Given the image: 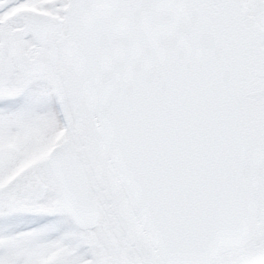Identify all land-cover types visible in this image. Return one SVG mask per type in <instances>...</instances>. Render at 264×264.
<instances>
[{
	"label": "snow or ice",
	"instance_id": "obj_1",
	"mask_svg": "<svg viewBox=\"0 0 264 264\" xmlns=\"http://www.w3.org/2000/svg\"><path fill=\"white\" fill-rule=\"evenodd\" d=\"M0 264H264V0H0Z\"/></svg>",
	"mask_w": 264,
	"mask_h": 264
}]
</instances>
